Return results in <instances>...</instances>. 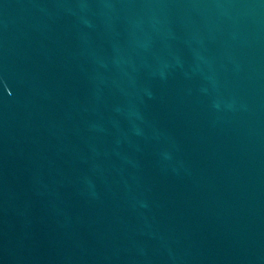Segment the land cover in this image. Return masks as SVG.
Segmentation results:
<instances>
[{
  "label": "water",
  "instance_id": "obj_1",
  "mask_svg": "<svg viewBox=\"0 0 264 264\" xmlns=\"http://www.w3.org/2000/svg\"><path fill=\"white\" fill-rule=\"evenodd\" d=\"M0 264H264V0H0Z\"/></svg>",
  "mask_w": 264,
  "mask_h": 264
}]
</instances>
